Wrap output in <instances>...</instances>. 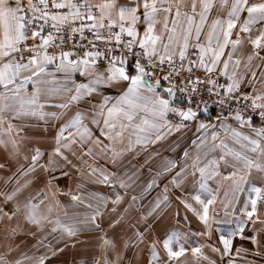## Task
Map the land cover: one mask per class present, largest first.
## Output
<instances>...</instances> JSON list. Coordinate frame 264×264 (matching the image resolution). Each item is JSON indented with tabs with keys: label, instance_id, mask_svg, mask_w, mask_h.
Returning a JSON list of instances; mask_svg holds the SVG:
<instances>
[{
	"label": "crops",
	"instance_id": "1",
	"mask_svg": "<svg viewBox=\"0 0 264 264\" xmlns=\"http://www.w3.org/2000/svg\"><path fill=\"white\" fill-rule=\"evenodd\" d=\"M87 1L115 22L126 9L152 57L182 56L197 46L205 65L264 102V0ZM22 32L13 2L0 0V178L21 185L34 177L27 166L38 167L41 153L51 161L55 151L76 152V166L86 167L85 153L93 152L90 168L110 169L94 180L101 185L96 192L107 191L109 200L108 189L117 186L121 199L128 193L142 200L137 208L112 209L139 219H114L98 234L85 237L80 225L54 227L60 264H264V125L221 118L178 126L166 118V89L124 65L69 55L15 63ZM52 85L60 88L55 100L75 109L61 107L55 120L23 110L22 103L54 93ZM59 162L55 167H68ZM10 198L16 204L19 195ZM8 212L0 231L15 226V212Z\"/></svg>",
	"mask_w": 264,
	"mask_h": 264
},
{
	"label": "built area",
	"instance_id": "2",
	"mask_svg": "<svg viewBox=\"0 0 264 264\" xmlns=\"http://www.w3.org/2000/svg\"><path fill=\"white\" fill-rule=\"evenodd\" d=\"M23 25L12 55L25 64L41 55L72 56L84 61L124 65L168 92L166 118L178 126L213 125L226 118L264 125L261 100L203 63L199 47L184 55L157 59L137 42L128 11L117 22L101 16L87 0H11ZM199 113V115H196ZM255 118V119H253ZM264 195V191L262 193Z\"/></svg>",
	"mask_w": 264,
	"mask_h": 264
},
{
	"label": "rangeland",
	"instance_id": "3",
	"mask_svg": "<svg viewBox=\"0 0 264 264\" xmlns=\"http://www.w3.org/2000/svg\"><path fill=\"white\" fill-rule=\"evenodd\" d=\"M229 6L231 9L232 5ZM232 10L235 11V9ZM262 27V24H259L258 28H254V31L259 32ZM251 33H253V26ZM58 87L52 85L50 90H53L54 93L50 91L51 93H47L45 99H32L30 102L32 104L25 105L22 103L23 110H27L26 107L35 108L33 112H36L38 119L55 120L61 107L67 106V104L61 103L60 99L55 100L57 98L56 93L60 89ZM262 105H264L263 101ZM67 107L75 109L76 105L69 104ZM94 154L96 155L93 152H86L85 155L89 158L86 159L89 160L86 161V167H77L76 152L64 154L55 151L51 154L53 164L54 161H60L56 164L62 162L68 167H55L54 164V168H52L49 167L52 163L48 157L49 154L46 156V153H41L37 159L38 167L30 169V166H27L30 176L34 177L28 178L29 176H27L25 181L22 182L21 180V185L18 182L12 183L4 177L0 178V196L5 195L8 198V200L0 198V206H4V208H0V223H3L1 216L4 212L9 210L10 215L15 212L9 221L11 225L14 224L15 226L9 227V230H5V232L0 231V264H60V253H58L61 243L60 231L54 227L62 223L68 224L71 229H75L71 226L80 225L82 234L88 237L98 234L114 219H121L120 223L123 225L125 220L130 222L132 219L140 218L136 215L117 216L112 209L137 208L141 206L142 200H132L133 196L128 193H126L128 196L124 195L121 199L122 195L119 190L122 192L123 189L117 186L116 188L119 190L108 189V192L113 196L109 200L108 195H106L107 191L106 193L96 192L101 185L94 183V180L99 181V179L105 178L110 169L90 168L92 159L95 158L93 157ZM137 175L139 176V174ZM16 185H18L19 190L16 191L15 189L13 193L12 189ZM82 189L85 191L82 193L84 198L80 199L79 191ZM18 195L19 200L14 204L15 200L9 199V197H18ZM117 195H121L120 198L116 199ZM89 208L100 211V214L92 216L87 212L88 210L89 212L92 211ZM76 209L80 212H75ZM148 218L150 220L144 217L149 223L152 222L151 219H155V217ZM72 234L75 233L73 231L68 232L69 239H73ZM54 253H58V255L55 256ZM51 259L53 260L51 261ZM86 262L89 261L86 259Z\"/></svg>",
	"mask_w": 264,
	"mask_h": 264
},
{
	"label": "snow or ice",
	"instance_id": "4",
	"mask_svg": "<svg viewBox=\"0 0 264 264\" xmlns=\"http://www.w3.org/2000/svg\"><path fill=\"white\" fill-rule=\"evenodd\" d=\"M129 70L126 68V72H128ZM134 77H132V76H129V79H133ZM157 86H159V81H157ZM123 87H127V83H125L124 85H123ZM166 91H168V92H172V89H166ZM165 103H167V101H165ZM196 115H199V113H196ZM253 119H255V118H253ZM186 154V153H185ZM247 215L248 216H253L254 215V211H250V212H248L247 213ZM248 235V237H249V239H248V242L249 243H251L252 241H251V233H248L247 234ZM178 255V254H177Z\"/></svg>",
	"mask_w": 264,
	"mask_h": 264
}]
</instances>
